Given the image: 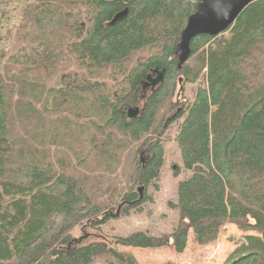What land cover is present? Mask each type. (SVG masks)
<instances>
[{"label": "trees", "instance_id": "obj_1", "mask_svg": "<svg viewBox=\"0 0 264 264\" xmlns=\"http://www.w3.org/2000/svg\"><path fill=\"white\" fill-rule=\"evenodd\" d=\"M20 1L21 23L0 50V264H136L115 247L181 254L189 231L204 246L226 223L244 235L223 264H264V0L224 33L194 38L180 69L175 48L197 0ZM200 80L190 103L175 95ZM177 121L188 176L171 204L172 232L73 240L79 224L140 210L138 188H158L165 132Z\"/></svg>", "mask_w": 264, "mask_h": 264}, {"label": "rangeland", "instance_id": "obj_2", "mask_svg": "<svg viewBox=\"0 0 264 264\" xmlns=\"http://www.w3.org/2000/svg\"><path fill=\"white\" fill-rule=\"evenodd\" d=\"M24 6V1L0 0V19L2 22L0 50L8 48L11 42V33L21 23ZM21 48L23 47L21 46L20 50H22ZM8 68L11 73L12 70L13 73H16L17 67L8 66ZM96 77L100 79L99 82L109 86L114 82L109 74L101 73L97 74ZM55 81L53 79L50 85H54ZM200 83L201 80L197 84L181 85V89L179 87L176 89L175 95L190 103ZM150 92V87L142 89L138 94L135 106L142 109ZM176 98L174 97V99ZM128 105L132 106L130 102ZM24 124L26 121L21 122L18 128L24 135L28 136L30 131ZM178 125V121L173 123L165 132L164 164L157 182L158 188L149 186L144 193H140L144 197L143 200L147 199L140 210L130 209L128 214L124 215L122 212L124 208H119L117 212L120 213V217L112 219L108 223L98 226H94L92 223L87 224V226L79 224L71 232L73 240H80V244H88L96 241L108 242L111 238L124 237L134 232H146L156 237L168 236L172 232L178 222V215L176 210L171 208V204L177 200L178 182L188 176V173L182 170L181 159L175 144ZM136 187L135 192L137 193ZM118 205L117 203L112 208L113 213H115ZM243 235L244 233L235 225L226 223L216 241L204 246L197 244L193 238V233L189 231L186 248L181 254L176 253L173 248L140 249L116 246L115 249L125 255L133 256L136 264H223L226 257L240 244ZM92 264H103V259H95Z\"/></svg>", "mask_w": 264, "mask_h": 264}, {"label": "water", "instance_id": "obj_3", "mask_svg": "<svg viewBox=\"0 0 264 264\" xmlns=\"http://www.w3.org/2000/svg\"><path fill=\"white\" fill-rule=\"evenodd\" d=\"M258 0H197L195 12L191 14L186 22L185 28L180 34V40L175 48L178 60V69L186 62L190 55V43L197 36L205 35L215 37L228 30L238 16L251 3ZM127 15V10L117 13L108 26L121 22ZM163 80V74L158 73L154 79L147 78L144 88L154 89ZM138 107L127 109V117L135 118L139 114ZM175 116L170 118L172 120ZM143 189L139 188V194ZM118 217V214L115 215Z\"/></svg>", "mask_w": 264, "mask_h": 264}, {"label": "bare ground", "instance_id": "obj_4", "mask_svg": "<svg viewBox=\"0 0 264 264\" xmlns=\"http://www.w3.org/2000/svg\"><path fill=\"white\" fill-rule=\"evenodd\" d=\"M195 8H196V6H195ZM192 14H193V13H192ZM238 17H239V16H238ZM184 28H185V27H184ZM182 31H183V30H182ZM197 37H198V36H197ZM149 76H151V75H149ZM156 76H157V75H156ZM154 78H155V77H154ZM154 78H151V77H150V79H154ZM147 82H148V81H147ZM157 86H158V85H157ZM157 86H156V87H157ZM156 87H155V88H156ZM155 88H154V89H155ZM150 89H151V87H150ZM154 89H151V91H153ZM136 107H137V106H136ZM139 110H141V109H139ZM139 113H140V112H139ZM138 115H139V114H138ZM138 115H137V116H138ZM135 118H136V117H135ZM138 189H139V188H138ZM142 193H143V191H142ZM142 193H141V194H142ZM141 194H139V192H138V195H139V200H142V199H143V197H142V195H141ZM140 195H141V196H140ZM116 214H118V212H117V211H116ZM116 214H115V215H116ZM119 217H120V215H119V214H118V217H116V216H115V218H119Z\"/></svg>", "mask_w": 264, "mask_h": 264}]
</instances>
